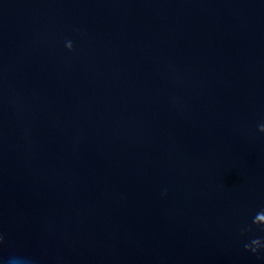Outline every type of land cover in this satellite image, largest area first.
Segmentation results:
<instances>
[{"label":"water","instance_id":"water-1","mask_svg":"<svg viewBox=\"0 0 264 264\" xmlns=\"http://www.w3.org/2000/svg\"><path fill=\"white\" fill-rule=\"evenodd\" d=\"M261 124L264 0H0V264H264Z\"/></svg>","mask_w":264,"mask_h":264},{"label":"clouds","instance_id":"clouds-1","mask_svg":"<svg viewBox=\"0 0 264 264\" xmlns=\"http://www.w3.org/2000/svg\"><path fill=\"white\" fill-rule=\"evenodd\" d=\"M66 46H67L68 48H71V47H72L71 42L69 41V42L67 43ZM259 128H260V131H261V132H264V124H261V125L259 126ZM259 217H264V213L257 214V216L255 217L253 223H255V224H257V225L264 224V223H262V222H260V221L258 220ZM261 246H262V245H261V241H260L259 239H254V240L251 241V244H250V245H246L245 247L248 248V249H250V250L253 251V252H256V251L259 250V248H260Z\"/></svg>","mask_w":264,"mask_h":264}]
</instances>
